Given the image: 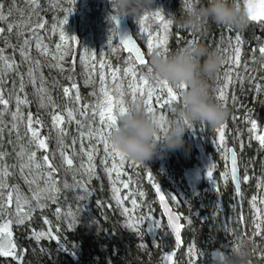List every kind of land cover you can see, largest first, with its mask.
Listing matches in <instances>:
<instances>
[{
  "label": "rangeland",
  "instance_id": "374dc122",
  "mask_svg": "<svg viewBox=\"0 0 264 264\" xmlns=\"http://www.w3.org/2000/svg\"><path fill=\"white\" fill-rule=\"evenodd\" d=\"M0 2L3 3V0ZM8 3L6 14L0 7V14L4 16V19L0 20V29L3 30L0 32V56L3 57L0 59V81L3 80L7 88L8 76H15L6 98L0 89V97L7 102L3 106L4 109L7 107V110L0 111V146H3L2 142L5 139H9L16 150L17 158H24L26 163L23 164L21 161L18 163L19 182L13 183V197L9 200L11 201L9 207L15 215L20 216L26 206L37 205L38 196L41 197L48 192L54 196L58 194L59 189L44 162L38 158V148L31 144L26 131L23 129L22 132L13 131L10 125H4V117L11 124H18L16 128L20 129L23 124L21 109L26 103V92L30 93L39 105L42 104V108L49 107L51 99L57 94L56 99L60 101L59 92L65 89V87L60 89L55 81L62 82L66 78L64 76H68L67 73L72 70L68 80L90 90L94 98L88 112V120L80 116L78 109L75 108L64 126L66 140L76 156L74 175L82 180L78 187H71L69 190L75 199L85 196L86 186L91 185L93 179L102 177L107 186L109 199L119 211L121 229L134 239L137 248L135 255L140 257V253L144 254L146 264L150 261L154 264H196L199 259H211L208 251L216 242L220 244L231 241L235 246V240L248 233H252L255 238H263L264 256V151L260 152L257 147L251 146L250 118L254 113V106L252 103L244 102L240 125L231 126L228 119L229 106L234 100L235 92L241 90V97H244L241 80L237 74L243 50V41L239 33L227 26L224 33L215 38L214 51L219 52L223 62L214 73L210 97L226 112L223 130L221 131V127L210 130L206 124L193 122L183 134L185 144L182 148L166 149L158 145L157 154L153 156L151 163L162 187L159 193L153 194L144 184L137 182L136 174L141 170V162L126 158L121 165L118 158L114 161L105 152L104 143L100 140L102 124L99 112L101 102L107 99L105 93L110 94L113 99L122 97L125 107L138 102L146 108V97L139 93L133 97L132 89L137 86L141 76L148 79L149 87L162 80L152 70L149 72L150 54L153 51L167 53L171 24L165 32L163 24L154 18L153 14L159 12L165 21H171V1L153 0L150 5L151 11L145 12L138 19L133 16L127 17L132 34L146 56L145 64H137L119 42L116 27L109 19L112 13L110 0L74 2L38 0V6H33L28 0H8ZM234 3L247 13L248 6L251 5L253 15L259 16L264 11L261 8L262 0H242V5L240 0H234ZM66 16L67 22L63 26L61 21ZM144 17H147V20L141 25L140 20ZM39 24H43V27H37ZM157 34L161 40L166 41L165 47L163 49L153 47L150 50L149 39H152L155 45ZM10 36L15 40V44L10 45L6 39ZM197 38L196 32L190 30L186 44L193 40L197 41ZM2 43L5 45L2 46ZM262 47L264 44L260 49ZM21 68L26 71L28 87L20 78ZM126 69L136 72L135 80L130 74L126 75ZM172 86L175 88L174 84ZM258 87L257 83L255 93ZM221 88L224 90L223 100L218 98V90ZM176 91L181 92L179 89ZM253 97L256 98L257 94ZM152 106L154 114L159 116L169 118L176 114L169 109L158 107L154 98ZM73 120L76 125L71 127ZM110 131L111 129L106 126L103 127V136L108 142L109 149L112 146L109 139ZM196 140L201 141L209 163L216 164L214 172L219 176L217 191L203 188L201 181L207 178V173L203 174L200 170L195 171L192 168L199 159ZM230 147H233L237 154L241 181L239 199L236 197L229 172ZM60 148L58 140L56 155L59 157ZM4 156V154L0 156V185H5L12 177L4 170L2 164ZM22 166L26 168L27 175ZM60 167L63 169L62 165ZM182 168H186L185 175L177 177L176 171ZM246 175L247 181L244 180ZM53 182L56 189L54 192L51 191ZM0 190L2 191L3 187H0ZM161 195L169 200L180 215L184 216L191 205L198 207L196 213L200 211L196 222L198 229L191 226L190 217L181 218L180 246H176L160 210ZM141 217L146 218L141 220L139 219ZM156 221L159 222V226ZM134 224L136 227H132ZM39 251L44 252L42 247H39ZM166 257L169 258L167 261Z\"/></svg>",
  "mask_w": 264,
  "mask_h": 264
},
{
  "label": "trees",
  "instance_id": "16d2710c",
  "mask_svg": "<svg viewBox=\"0 0 264 264\" xmlns=\"http://www.w3.org/2000/svg\"><path fill=\"white\" fill-rule=\"evenodd\" d=\"M170 1L171 30L167 53L183 47L190 31L181 28L175 22L173 16L175 15L177 19L182 17L181 3L183 8L186 9L185 0ZM196 2L197 0H191V5L196 4ZM200 2L203 3L204 0H200ZM230 2H233V0H230ZM240 2L242 5V0ZM8 6V0H3V3L0 2V7L4 14H6ZM248 20L249 23L244 30L228 26L232 31L239 33L243 41L242 56L237 74L241 80L240 84L244 94V97H241V90L240 92H235L234 100L229 106L230 116L228 119L231 126H234V124L240 125L244 102L246 101L245 104L252 103L254 113L250 118L251 128L249 132L251 146L257 147L260 152H263L264 146L259 143L258 137L264 135V54L260 51V47L264 44V20L259 22L252 21L249 16ZM225 27L227 26L218 25L208 19L205 21L204 27L196 32L197 41L214 51L216 47L215 38L224 33ZM6 39L10 42V45L15 44V40L11 36L6 37ZM4 45L2 43V46ZM21 73L20 78L28 87L29 81L23 68H21ZM71 73L72 70L67 73L68 76H64L66 78L62 82L55 81L60 89L65 87L69 89V92L66 95L64 90L60 91V101L56 99L57 94L56 97L51 99L49 107L42 108V104L39 105L31 94L26 92V103L21 109L23 124L20 129L16 128L18 124H11L4 117V125H10L13 131L19 130L22 132V129L26 131L31 144L38 148L37 156L49 170L50 176L55 180L59 192L54 196L49 194V192L41 197L38 196L37 201L39 203L37 205L26 206L22 209L20 216L15 215L9 207L11 201H9L8 197L9 194L13 195V183L19 182V179H17L18 163L20 161L23 164L26 163L24 158H17L16 150L9 139H5L2 142L4 147L0 146V152L5 155L2 164L9 177L10 175L12 177L6 182V187H3L2 191L0 190V226L5 224L9 226L15 246V256L6 257L0 255V264H146L144 261L146 256L144 254L140 253V257L135 255L137 248L135 247L134 239L121 229L119 211L111 203L107 186L102 177L98 176L93 181L91 179V185L86 186L87 193L90 192L89 194L86 193L85 196L77 199L70 194V188L78 187L82 180L74 175L76 156L68 145L64 126L67 124L69 112H73L75 108L78 109L80 116L88 120V112L94 102L93 93L90 90L81 88L76 85V82L68 80L71 77L69 76ZM13 76L15 75L8 76L6 81L7 88H5L3 80L0 81V89L5 98ZM213 77L214 74L208 78L210 95ZM257 83L259 87L257 93H255V85ZM255 94H257L256 98L253 97ZM179 104L180 100L173 105L174 111L171 108L169 110L172 113H176ZM3 106L5 105L0 104V111L7 108L4 109ZM29 115H31L33 120L31 126L38 131L40 138L45 142L46 147L44 148L39 147L38 142L32 138L31 132L28 131ZM56 116L62 117V120L55 121L53 118ZM74 119L77 118L74 117ZM37 120L39 123H36ZM253 124H255V127H253ZM75 125L76 122L73 120L71 127ZM58 140L61 144L60 157L56 155L58 154ZM69 160L71 161L70 164L68 163ZM210 163L212 177L209 178L207 176L201 183L203 188L217 191L219 176L214 172L216 164ZM60 165L63 166V169ZM192 168L195 171L200 170L203 174L208 172L202 167L200 159L195 161ZM23 171L27 175L26 168ZM185 171L186 168L176 171L177 177L184 176ZM136 177L137 182L144 184L149 192L152 191L153 194L157 192L154 185L162 187L151 160L141 163V170L136 174ZM23 178L26 179L25 176ZM49 196H53L55 199H50ZM57 208L61 209L59 214H57ZM196 210H198V207L191 205L184 216L180 215V217H190L192 219L191 226L198 229L196 222L200 211L196 213ZM69 212L75 214V220L70 227L69 224L72 221V217L67 215ZM41 233L44 235L37 239V236ZM243 238L250 241L251 256L248 264H264L263 238H255L252 233L246 234ZM39 247L43 248V253L39 251ZM230 247H234L231 241L220 244L216 242L208 251L211 259H199L196 264H211L218 252H227ZM148 264L154 263L150 261Z\"/></svg>",
  "mask_w": 264,
  "mask_h": 264
},
{
  "label": "clouds",
  "instance_id": "9594fccd",
  "mask_svg": "<svg viewBox=\"0 0 264 264\" xmlns=\"http://www.w3.org/2000/svg\"><path fill=\"white\" fill-rule=\"evenodd\" d=\"M153 0H110L114 25L120 18L133 16L138 19L151 11ZM183 15L174 20L179 26L193 32L200 31L206 20L244 30L248 13L235 5L234 0H197L191 7L183 8ZM222 57L199 41L193 40L174 52L153 51L150 54L152 72L170 83L183 82L180 104L176 114L161 117L133 102L119 113L117 123L111 128L109 139L116 149L128 159L144 163L157 154L158 145L166 149H179L185 144L183 134L193 122L206 124L210 130L223 126L224 109L214 103L208 89L210 78L222 64ZM251 256L250 241L240 237L227 252H218L211 264H248Z\"/></svg>",
  "mask_w": 264,
  "mask_h": 264
},
{
  "label": "snow or ice",
  "instance_id": "6c2138e0",
  "mask_svg": "<svg viewBox=\"0 0 264 264\" xmlns=\"http://www.w3.org/2000/svg\"><path fill=\"white\" fill-rule=\"evenodd\" d=\"M28 2L30 4H32L33 6H38V0H28ZM72 2H74V0H72ZM185 4L187 7H191V0H185ZM261 8L264 9V0H262L261 3ZM154 18L159 19L160 22L163 24L164 30L165 32H167L169 25L171 24V21H165L163 19V17H161L159 12H156L153 14ZM248 15H249V19L252 21H256V20H264V11L261 12V14L258 15H253L252 11H251V5L248 6ZM4 16L2 14H0V20H3ZM147 20V17H144L143 19L140 20V24L144 25L145 21ZM67 22V16L64 18L63 21H61V24L64 26V24ZM37 27H43V24H39L37 25ZM12 26H9V31H11ZM143 30V29H142ZM3 30L0 29V32H2ZM151 35V34H150ZM61 39H64V35L63 32L61 33ZM73 39H76L75 37H73ZM156 40V44L154 45L152 43V39H149V48L150 50L153 47H159V48H164L166 41L165 40H161L159 37V34L156 35L155 37ZM121 42L123 43L124 47L127 49V51L130 53L131 57H134L135 61H137L139 64H145V60L142 58V53L140 52V50L135 46V44L127 37L122 38ZM25 43H27V41H25ZM237 43H239V41H237ZM261 53L264 54V47H262L260 49ZM238 58H239V49L237 48L236 50V62L238 63ZM0 59H3L2 56H0ZM119 71V70H117ZM149 72H151V68H149ZM126 75L130 74L131 78L133 80L136 79V72L134 70H129L126 69L125 70ZM230 75V73H229ZM175 85V89L173 88L172 85ZM140 85H143V87H141ZM186 85L181 82V81H177L175 83H170L167 80H158L157 83L155 85H152L151 87H149V81L146 77L141 76L140 80L137 82V86L132 89V95L133 97H135V95L137 93H139L142 97H146L145 98V104H146V109L152 113H154V108L152 106V102H153V98L155 99V103L158 107L162 108V109H170L171 110H175L173 105L177 102H179L180 100V93H178L176 91V89L182 90ZM75 87V86H73ZM131 87V86H130ZM21 88H23V84H21ZM219 96L218 98L223 100L224 99V90L223 88L219 89ZM65 94L67 95L69 92L68 88L64 89ZM105 96H107V99L105 101L101 102L100 105V112H99V116H100V120H101V124H102V128H101V132H100V140L104 143V148H105V152L108 153L113 160L115 161L117 158L119 159V163L122 165L123 162L125 161V159L127 158L123 153H121L118 149H116L114 146H111V149H109V145L107 140L104 138L103 136V127L106 126L108 129H111L113 126H115V124L117 123V117L119 115V113L123 112L126 110L125 107V102L122 99V97L120 99H113V97L108 94L105 93ZM79 98V97H77ZM21 102V101H18ZM7 102L4 101L2 99V97H0V104H6ZM69 117H71V112H69ZM161 117H163V115H161ZM14 118H15V114H14ZM55 121H61L62 117L56 116L53 118ZM33 123L32 117L31 115H29L28 117V131L31 132V136L32 138L38 142L39 147L44 148L46 147L45 142L43 139L40 138L39 133L36 129H34L31 125ZM36 123H39V121L37 120ZM191 127V125L189 126ZM253 127H255V124H253ZM223 130V126H221V131ZM222 138V137H221ZM259 143L264 146V135L259 136L258 137ZM231 151V150H229ZM3 154H0V156H2ZM89 159H91V154H89ZM68 163L70 164L71 161L69 160ZM236 155L235 153L232 154V180L235 182V191L236 194L239 196L240 195V181L237 178V168H236ZM207 176L209 178L212 177V170L211 167H209L208 172H207ZM244 180L247 181L248 180V176L246 175L244 177ZM156 187V191L157 193L160 192V187L159 185H154ZM0 187H6V185H0ZM51 191H56L55 187H54V182H53V186L51 187ZM50 199H55V197L53 196H49ZM9 200L12 199L11 194H9L8 197ZM17 200L19 201V197H17ZM253 200L255 201V198H253ZM160 202L161 204H165V197L163 195L160 196ZM119 203V200H118ZM135 203V202H133ZM57 214H59L61 212L60 208L56 209ZM125 211H127V209H125ZM165 212L167 213V217H168V223L169 226L172 228V230L175 232L176 234V241L179 244L180 242V229L182 227V225H180L178 223L179 217L174 215L171 211L168 210L167 206L165 205ZM259 213V210H258ZM68 216L72 217V221L69 224V227L71 226V223L74 222L75 220V214L69 212L67 214ZM150 217V216H148ZM146 217H141L139 219L144 220ZM157 226H159V222L156 221ZM132 227H136V225H132ZM259 227V225H258ZM41 235H44L43 233H41L40 235L37 236V239L40 238ZM4 237H6V241L3 239ZM9 237H11V231L9 230V226L7 224L0 226V255L2 256H15V246L13 245L11 239H9ZM169 258H165V260L167 261Z\"/></svg>",
  "mask_w": 264,
  "mask_h": 264
},
{
  "label": "water",
  "instance_id": "95a60500",
  "mask_svg": "<svg viewBox=\"0 0 264 264\" xmlns=\"http://www.w3.org/2000/svg\"><path fill=\"white\" fill-rule=\"evenodd\" d=\"M115 27H116L117 38H118L119 42L122 44L123 48L127 51V49L124 47L123 43L121 42L122 38L127 37L140 50V52L142 53V58L146 62V56H145L142 48L139 46V44L137 43L136 39L134 38V36L132 34V30H131V27H130V25L128 23L127 17L120 18L117 21ZM136 63L139 64L137 61H136ZM195 146H196V149L198 150L199 159H200V162H201L202 167L204 169H206V170L209 169V167H210L209 160L207 158L206 152L204 150V147H203L201 141L200 140H196L195 141ZM229 150H231L228 153L229 172H230V176H231V183H232V185H233V187L235 189V182L232 180V154L235 153V155H236V161H237V154H236V151H235V149L233 147H230ZM236 168H237V178L240 181V173H239L238 163H236ZM240 192H241V181H240ZM235 194H236V191H235ZM239 196L236 194V197L238 199H239ZM165 205L167 206V208H168L169 211H171L174 215H176V216L179 217L178 223L181 225V217H180V214L173 208V206L171 205V203L169 202V200L167 198H165V204H163V205L161 204L160 198H159V207H160V210L162 212V215L164 216V219H165V222H166V224L168 226L169 232H170L171 236L173 237L176 246H180L182 244V230L180 229V242L178 244L177 241H176V234L172 230V228L169 226L167 213L165 212ZM3 239L6 241V237H4ZM9 239H11V241L13 243L12 238L9 237ZM13 245H14V243H13Z\"/></svg>",
  "mask_w": 264,
  "mask_h": 264
}]
</instances>
